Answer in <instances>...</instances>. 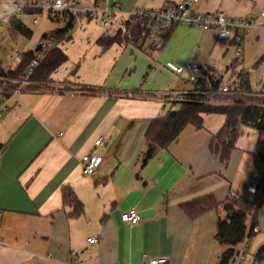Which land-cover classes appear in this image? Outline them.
<instances>
[{"label":"crops","instance_id":"1","mask_svg":"<svg viewBox=\"0 0 264 264\" xmlns=\"http://www.w3.org/2000/svg\"><path fill=\"white\" fill-rule=\"evenodd\" d=\"M67 1L82 9L96 4ZM184 1L108 0L121 9L112 19L116 30L94 36L97 49L80 58V72L52 78V85L61 84V89H22L4 100L0 264H146L161 258L166 264H219L226 247L216 234L225 212L211 210L193 220L181 206L209 195L223 204L231 191L241 194L244 181L257 172L256 156H264L257 152L260 130L243 127L223 163L222 150L212 153L210 145L226 117L205 114L201 129L186 126L144 167L141 155L151 123L178 111L195 88L187 74H175L166 65L197 64L203 76L226 83L232 78L236 41L220 40L216 30L179 26L161 50L132 41L106 50L98 44L102 37L125 34V23L135 9ZM262 9L264 0H200L195 6L198 13L223 11L229 17L258 21ZM79 26L80 22L75 27ZM263 32L264 28L250 31L241 46L245 39L259 40ZM129 92L138 97L121 96ZM169 92L174 95L161 97ZM101 137L105 143L96 151L104 158L103 166L96 176H84L81 159L95 151ZM260 176L261 181L264 170ZM64 188H71L82 202L81 216H70L72 207L63 203ZM132 208L141 217L135 226L122 220V213ZM253 223L260 231L253 234L242 264H254L264 247V204L248 217L246 235ZM240 249L241 244L236 247Z\"/></svg>","mask_w":264,"mask_h":264},{"label":"trees","instance_id":"2","mask_svg":"<svg viewBox=\"0 0 264 264\" xmlns=\"http://www.w3.org/2000/svg\"><path fill=\"white\" fill-rule=\"evenodd\" d=\"M100 2L101 0H96V3ZM72 20L73 18L65 27L43 35V40L51 39L56 47L51 48L45 59L32 73L28 79L30 83L23 84V80L34 60V51L25 53L22 62L17 64L15 69L4 70L0 62V101L8 99L22 89H55L51 86L52 76L68 61V56L60 45L69 39V32L74 28ZM125 26V34L119 31L113 37H102L98 40V44L106 50L113 44L125 41L139 43L142 34L146 32L145 25L142 23L133 25L129 20ZM9 27L12 34H21L27 38L32 36V31L18 17L11 19ZM174 30L175 27L166 32L164 42L171 37ZM234 76H239L242 80L240 95L225 96L219 94L222 81L203 76L202 73L198 77L193 93L187 96L178 111L169 112L165 117L151 123L146 135V149L141 155V166L144 167L159 151L167 149L174 143L186 126L193 125L195 128L201 129L205 114H223L226 117L224 126L212 138L210 151L216 153L221 149L222 162H228L242 128L261 130L264 126V95L252 90L248 76L242 73H234ZM63 203L65 206L72 207L70 216L78 217L83 214V204L71 188L63 189ZM263 204L264 179L259 182L255 194L250 198L244 197L240 204L231 201L220 204L212 195H209L186 203L181 208L193 220L211 210L223 209L226 216L225 218L220 217L218 220L216 240L226 249L221 255L219 264H232L236 247L242 243L246 236L248 217L252 215L254 217ZM253 228L254 223L251 231L247 234L251 238ZM254 264H264V247L255 256Z\"/></svg>","mask_w":264,"mask_h":264},{"label":"built area","instance_id":"3","mask_svg":"<svg viewBox=\"0 0 264 264\" xmlns=\"http://www.w3.org/2000/svg\"><path fill=\"white\" fill-rule=\"evenodd\" d=\"M200 0H185L178 4H167L160 9H135L129 13V19L133 25L142 23L146 27V32L142 34L139 41L140 45H148L155 50H161L164 47V36L166 32L179 26H185L189 28H198L202 31L216 30L220 40H235L236 49L235 57L236 62L232 65V68L236 64L243 62V49L241 43L247 33L258 28H264V9L260 12L261 20L239 17H229L223 11H217L214 13H198L195 11V6ZM9 9H15L9 12ZM43 12L49 14V18L53 21H61L65 26L71 21L74 27L79 25L82 19L87 20H101L104 27L109 28L113 17L121 13V9L116 5H111L108 0H101L100 3L94 4L90 8L82 9L76 2L67 0H8L6 2H0V13H3V17L0 18V34L5 26H9L13 17H19L22 14H29L34 16L35 20L37 15ZM7 20V22H5ZM64 26V27H65ZM56 45L51 39H46L40 44L37 49L34 50V60L30 64L26 78L23 80V84H28L29 78L40 63L45 59L47 53L51 48H55ZM24 53L17 49H8L5 51V56L16 64H19L23 60ZM166 68L171 72L182 75L187 74V80L193 84H196L198 77L202 74V67L197 64L188 63L183 66H176L172 63H168ZM243 75L248 72H239ZM54 88L61 89L62 85H52ZM242 86V80L239 76L232 77L226 83L220 86V95L236 96L240 95ZM18 92V91H17ZM174 95V92H169L161 95L162 98H169ZM264 95V92H261ZM121 96L127 98L138 97L134 92L123 93ZM7 110L6 102L0 101V120L3 113ZM264 136V126L260 130ZM105 143V137H101L95 141V151L86 154L81 159L82 174L87 177H94L100 171L103 166L104 158L97 153V149L102 147ZM1 155V148H0ZM257 170L264 164V156L257 155L255 158ZM260 182L258 173H254L250 176L243 185L245 192L252 196L256 192V188ZM228 200L236 204H240L244 200V196L240 193L231 191ZM122 220L128 225L135 226L141 221L140 214L137 209L132 208L122 213ZM2 224V212L0 211V229ZM259 228L254 227L253 234L259 233ZM1 241V234H0ZM251 242V237L246 235L241 243V249L236 250L235 258L232 264H242L245 257L246 248ZM91 244L95 243V239L90 240ZM38 257V256H37ZM41 258V257H38ZM50 258V256H47ZM166 259H148L146 264H166ZM32 264H40L38 262Z\"/></svg>","mask_w":264,"mask_h":264},{"label":"rangeland","instance_id":"4","mask_svg":"<svg viewBox=\"0 0 264 264\" xmlns=\"http://www.w3.org/2000/svg\"><path fill=\"white\" fill-rule=\"evenodd\" d=\"M20 19L26 27L32 31V36L27 38L21 34H12L9 26L3 28L0 34V62L2 63L4 70L15 69L17 67L16 63L5 56L6 50L17 49L21 50L24 54L34 51L44 42V34L65 26L61 21L51 20L47 12L38 14L36 21H34V16L29 14H22ZM116 26L117 25L114 21L111 22V27L108 29L102 25L101 20H93L89 22L87 19H83L80 21V26L74 27L69 32V39L60 45L61 49L68 56V61L55 74H53L52 78L55 80H61L67 77L70 73L75 74L76 72H80V62L82 60L80 58L92 55L97 49L94 36L103 33H114ZM241 48L243 49V62L236 64L235 67L232 68V65L236 62V57L234 56L233 62L230 64L231 76L234 77V73L248 72L249 75H245L249 76L252 89L260 92L261 90H264V82H257L261 79L264 81V32L259 40L254 39V41H248L245 39ZM260 137L257 152L264 154V136L261 135ZM263 170L264 168L262 169V167L257 170L259 179H261L260 175L263 173ZM241 194L247 195L243 189L241 190Z\"/></svg>","mask_w":264,"mask_h":264},{"label":"clouds","instance_id":"5","mask_svg":"<svg viewBox=\"0 0 264 264\" xmlns=\"http://www.w3.org/2000/svg\"><path fill=\"white\" fill-rule=\"evenodd\" d=\"M15 9H9L8 11L11 12V11H14ZM3 17V13H0V18ZM5 22H7V20H5Z\"/></svg>","mask_w":264,"mask_h":264}]
</instances>
